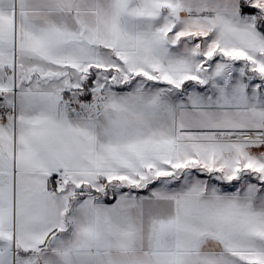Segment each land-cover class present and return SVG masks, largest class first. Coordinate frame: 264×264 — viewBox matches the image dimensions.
<instances>
[{"label": "snow or ice", "instance_id": "1", "mask_svg": "<svg viewBox=\"0 0 264 264\" xmlns=\"http://www.w3.org/2000/svg\"><path fill=\"white\" fill-rule=\"evenodd\" d=\"M0 264H264V0H0Z\"/></svg>", "mask_w": 264, "mask_h": 264}]
</instances>
